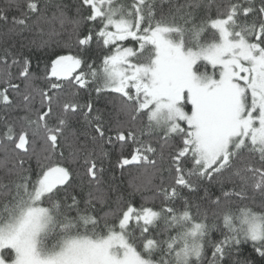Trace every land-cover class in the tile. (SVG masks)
Returning a JSON list of instances; mask_svg holds the SVG:
<instances>
[{"label":"snow or ice","instance_id":"obj_1","mask_svg":"<svg viewBox=\"0 0 264 264\" xmlns=\"http://www.w3.org/2000/svg\"><path fill=\"white\" fill-rule=\"evenodd\" d=\"M0 36V264H264V0H0Z\"/></svg>","mask_w":264,"mask_h":264},{"label":"trees","instance_id":"obj_2","mask_svg":"<svg viewBox=\"0 0 264 264\" xmlns=\"http://www.w3.org/2000/svg\"><path fill=\"white\" fill-rule=\"evenodd\" d=\"M8 42H13V41H10L9 38L7 37L0 36V48L7 47ZM15 42H18V38H16ZM56 51L58 52V54H68L67 50L61 51L57 49ZM96 54L97 53H94L93 55H96ZM38 55H41L40 67L42 69L44 62L47 60V56H43L42 54H39V53ZM52 58L54 59L55 57L52 56ZM40 86H43V85H40ZM98 107L103 108L104 102L103 101L99 102ZM42 146H43L42 142L37 141L35 145L36 150L39 152ZM131 151L132 150L130 148H126L124 150V155L126 156L129 155ZM65 155H67V150H65ZM118 155H119L118 151L113 152L110 155L109 159L105 161V167L109 168V171L105 175V179L111 183H114L116 186H118L125 198H130L135 204H140L142 202L141 194L135 193L133 191L132 185L140 184L147 177L143 174V169L136 167V166H125L123 170H121L119 167L113 168L112 165H115L116 158ZM31 163L33 167L36 166V161L34 158L32 159ZM71 166L76 167L75 165H71ZM0 175H2V173H0ZM155 182L158 183L159 181L156 180ZM143 195L148 196L150 195V193L145 192Z\"/></svg>","mask_w":264,"mask_h":264},{"label":"water","instance_id":"obj_3","mask_svg":"<svg viewBox=\"0 0 264 264\" xmlns=\"http://www.w3.org/2000/svg\"><path fill=\"white\" fill-rule=\"evenodd\" d=\"M128 166H132V165H128Z\"/></svg>","mask_w":264,"mask_h":264}]
</instances>
